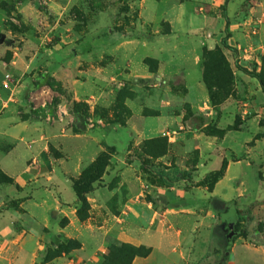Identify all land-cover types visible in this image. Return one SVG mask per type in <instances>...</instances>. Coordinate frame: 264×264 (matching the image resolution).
<instances>
[{
  "label": "crops",
  "instance_id": "crops-1",
  "mask_svg": "<svg viewBox=\"0 0 264 264\" xmlns=\"http://www.w3.org/2000/svg\"><path fill=\"white\" fill-rule=\"evenodd\" d=\"M50 1L55 7L67 0ZM140 2L148 6L156 23L153 38L146 41L150 52L145 53L140 39L121 43V48L133 50L123 59L130 69L122 72L109 67L105 76L110 83L115 79L138 82L153 76L165 83L163 91L144 97L136 89L135 95L126 100L131 115L125 124H116L102 138L65 131L60 137L65 141L64 152L58 157L52 155L50 138L42 133L8 134L10 148L0 157V168L21 187L18 189L14 183L0 185V238L4 248L0 264H36L45 256L48 243L64 238L79 240L81 246L46 264H91L96 255L107 253L110 236L151 248L148 255H137L130 264H264V241L252 242L240 236L229 250L218 246L215 230L222 222L220 215L233 205L247 209L246 204L256 200L255 185L242 191L237 184L247 177L256 184L257 166L255 146L246 150L243 145L249 140L245 136L251 134L226 129L234 117L235 97L220 106L217 127L221 130L211 127L208 120L214 107L204 82L203 59L205 47L222 46L238 89L239 78L245 75L242 68L258 62L264 54V0ZM162 19L170 24L168 33L159 30ZM146 56L158 59L156 72L144 62ZM96 93L75 88L74 95L90 99ZM113 103L109 99L102 104L109 114ZM145 109L154 112L146 113ZM5 122L9 121H0L2 131ZM165 131L169 134L167 153L156 158L165 171L141 169L139 159L126 163L125 152ZM102 141L125 154L113 160L110 175L119 170L123 181L131 186L122 213L114 219L106 216L99 224L95 216L79 218L74 178L95 160L100 152H88H97V144ZM241 149L248 152L243 157H239ZM224 160L228 161L225 172L215 185L209 188L202 184L222 167ZM188 179H193L191 185H187ZM15 199L17 202H13ZM214 200L220 202L218 208ZM102 206L94 204V213L101 212ZM16 209L18 214L14 213ZM233 214L235 221L238 215ZM95 264H100L99 258Z\"/></svg>",
  "mask_w": 264,
  "mask_h": 264
},
{
  "label": "rangeland",
  "instance_id": "rangeland-1",
  "mask_svg": "<svg viewBox=\"0 0 264 264\" xmlns=\"http://www.w3.org/2000/svg\"><path fill=\"white\" fill-rule=\"evenodd\" d=\"M51 3L50 0H0V121H9L5 122L4 131L0 124V157L10 148V132L21 133L22 136L42 133L50 138L48 147L52 155L58 157L64 152L65 141L60 137L65 131H70V134L87 132L102 138L116 124H125L131 115L126 100L135 95L136 89L144 97L163 91L162 85L165 83H159L153 76L149 80L144 77L138 82L127 83L122 79L110 83L105 76V70L109 67L122 72L130 69L123 59L133 50L130 47L121 48V43L140 39L146 47L145 53L150 52L146 41L153 36L156 23L147 5L140 0H67L55 7ZM159 27L162 34L170 30V24L165 19L161 20ZM144 62L150 71H157L158 59L146 56ZM242 70L245 75L241 74L238 89L233 71L234 95L230 97H235L237 102L232 123L226 129H239L251 134L245 136L249 140L243 145L246 150L255 146L256 184L247 177L240 178L237 185L242 191L255 185L257 197L251 200V204H246L249 208L238 209L241 213L235 216V222V205L220 215L222 222L215 234L218 246L224 250L231 245V227L238 219L241 228L247 231V235L243 236L246 240L264 241V54L258 62ZM5 83L8 87H5ZM154 86L156 91L152 92ZM75 88L78 91L97 90L98 93L95 98H76ZM96 96L100 98L96 100ZM109 99L114 102L110 114L102 105ZM225 101L214 105L210 99L214 113L208 121L218 131L221 130L217 127L222 112L220 106ZM145 112L154 111L145 109ZM25 122L28 123L20 126ZM168 135L165 131L144 140L129 153L125 152L126 163L139 159L141 169L165 171L162 162H156V158L161 152L167 153ZM101 143L97 144V152L91 150L88 154L108 151L111 153L109 164L99 179L84 185L83 197H86V202L79 198L77 206L78 216L81 211L85 217L81 219L79 216L81 220L95 216L94 221L99 224L104 222L106 216L114 219L122 213L130 199L131 186V183L123 181L119 170L110 175L113 160L125 154H120L114 146L106 145L105 141ZM241 151L239 157L248 153L243 149ZM215 172L201 183L212 188L219 180ZM9 178L0 168V185L14 183L18 189L21 187L20 183L16 184ZM188 180L187 185H191L193 179ZM16 199L13 202H17ZM96 203L103 204L98 214L94 213ZM214 204L217 208L220 206L218 200H214ZM17 210L14 213L18 214ZM1 242L2 238L0 260L4 258ZM123 243L114 236L108 237L107 253L96 255L99 263L127 264L132 252L122 247ZM48 245L45 256L36 264H46L64 253L68 254L79 248L81 242L64 238ZM97 259H91V264H95Z\"/></svg>",
  "mask_w": 264,
  "mask_h": 264
},
{
  "label": "trees",
  "instance_id": "trees-1",
  "mask_svg": "<svg viewBox=\"0 0 264 264\" xmlns=\"http://www.w3.org/2000/svg\"><path fill=\"white\" fill-rule=\"evenodd\" d=\"M226 46V43H223ZM203 59H204V82L209 90L210 99L214 105H218L225 101L230 96L234 95V74L228 60L226 53L222 46L217 45L213 49L205 47L203 50ZM262 81L264 82V76H262ZM167 141V140H166ZM167 150V143H166ZM165 151V150H164ZM166 152V151H165ZM161 152V156L165 154ZM111 158V153L108 151L101 152L97 158L89 164L82 171L80 178L74 181V189L76 190L78 197L85 203L86 197H83L84 194V185L88 182H93L99 179L105 172L109 160ZM226 161L224 162L223 167L215 172L216 176L220 178L226 169ZM12 180L11 178H9ZM234 212L237 215H240V211L236 208H233ZM81 219H85L81 211L78 212ZM235 222V221H234ZM231 245L234 241L240 237L247 235V231L241 228L240 221L232 225L230 232ZM122 247L129 249L132 252V257L127 264H130L135 256H146L150 253L151 248H148L144 245L136 246L132 244L123 243ZM229 247V248H230ZM229 250V249H227ZM111 264V263H108Z\"/></svg>",
  "mask_w": 264,
  "mask_h": 264
},
{
  "label": "built area",
  "instance_id": "built-area-1",
  "mask_svg": "<svg viewBox=\"0 0 264 264\" xmlns=\"http://www.w3.org/2000/svg\"><path fill=\"white\" fill-rule=\"evenodd\" d=\"M5 87H8V84L5 83Z\"/></svg>",
  "mask_w": 264,
  "mask_h": 264
}]
</instances>
